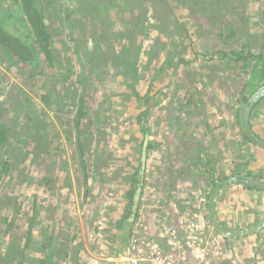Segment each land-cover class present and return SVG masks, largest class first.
Masks as SVG:
<instances>
[{
	"label": "rangeland",
	"instance_id": "1",
	"mask_svg": "<svg viewBox=\"0 0 264 264\" xmlns=\"http://www.w3.org/2000/svg\"><path fill=\"white\" fill-rule=\"evenodd\" d=\"M168 1V7H163L164 13H160L163 17L151 0L135 3L145 5L144 13L140 14L144 28L138 24L128 27L121 20L120 9L109 10L114 30L127 34L122 39L115 34L101 39L107 50L106 59L95 73L86 72L85 104L81 109V64L73 49L66 52L72 61L71 73L64 69V73H70L69 82L61 79V69L54 75L55 68L52 70L48 64L46 73L34 74L23 71V65L13 60L0 61V109L4 112L1 116L10 125L9 142L2 154L17 166L7 174L0 169V264H18L21 260L23 264H41L31 257H47L48 249L43 248V242L50 235L66 248L65 252L52 254L51 264H109V257L134 247L133 241L158 238L165 227H178L174 206L178 211L182 209L167 198V193L183 186L185 190L190 187L193 193L204 189L208 194L213 168L202 160L198 150L214 147L224 136L227 149L232 152L227 153L224 162L231 165L230 172H241L264 183V160L249 148L251 143L243 145L245 138L236 117L244 95H248L247 90L242 93L241 89L250 87L249 83L256 87L264 83V0H236L240 14L246 16L238 24L241 30L248 28L253 34L248 42L256 55L263 56L261 61L252 60L249 67L239 69L241 80L238 78L237 83L228 73L231 70L222 68L219 50L228 51L239 37L229 40L227 45L217 37L218 23L211 22L219 4H208L211 10L206 11L203 3L197 5L192 0ZM59 5L62 35L72 47L64 10L68 6L74 16L77 3L60 0ZM229 9L222 12L228 15ZM128 39L136 41V45L131 43L127 53L119 51ZM56 44L57 51H63L60 39L57 38ZM63 58L66 61L64 51ZM58 79H61L56 87L59 89L54 91ZM48 91L53 93L50 104L44 98ZM84 112L85 115L81 114ZM166 112L172 116L166 117ZM226 117L230 123H221ZM77 119L82 125L83 157L76 142ZM35 125L47 134V148L36 147V142L21 144L34 132ZM250 125L264 138V99L253 109ZM170 127L179 131L177 137L171 135ZM150 136L148 159L152 164L149 172L145 169L134 226L130 233H125L127 192L135 177L133 172L140 166L143 140ZM175 146H180V152H174ZM28 147L31 153L27 154ZM164 148H174L171 152L174 154L161 152ZM188 156L199 171L168 170L171 166L182 167V159ZM192 157L196 159L193 161ZM96 158L95 170L92 166ZM210 160L213 161V156ZM159 161L167 164L166 171L158 167ZM174 178L177 180L173 184ZM207 194L204 202L208 203V213L202 205L194 206L204 217L208 214L205 221L212 227ZM257 202V206L262 205V199ZM249 211H253L251 206ZM5 215L9 216L7 221ZM215 216L220 226L234 230L223 225L216 213ZM262 218L257 216L251 227L242 230L252 229ZM211 227V235L218 236L215 227ZM30 235L24 253H17L15 258L4 256L9 244L17 242L22 247ZM251 235L255 237L253 248L242 247L239 251L244 255V264H264L260 238ZM162 240L165 242L164 237ZM233 244L220 240L222 248L214 264H222L224 257H229ZM67 248L78 257L68 262L64 258ZM238 253L233 251L232 257ZM247 253L254 255L250 257ZM224 262L230 264L229 260Z\"/></svg>",
	"mask_w": 264,
	"mask_h": 264
},
{
	"label": "trees",
	"instance_id": "2",
	"mask_svg": "<svg viewBox=\"0 0 264 264\" xmlns=\"http://www.w3.org/2000/svg\"><path fill=\"white\" fill-rule=\"evenodd\" d=\"M59 1L60 0H0V61H3L4 58H6V61L13 60V62L19 63L21 64V66L23 65V67H21L23 71H30L34 74L46 73L47 64L52 68L58 66L61 69V79L69 82V80L72 81L70 79L72 61L71 58L68 57L66 52L70 48L73 49V52H76L81 64V109L82 105L85 104V101H83V93L87 87L85 85V74L88 70L92 73H95L98 70V67L101 66L103 60L106 59L107 50L102 47L101 39L106 35L114 34L118 35L122 39L127 34L120 29L118 31H115L116 29L114 30V22L110 19L111 17L109 15V10L116 7L117 9H120L121 20H123V22H126L128 27H130L131 24H138L141 25L142 28H144V20L141 21L140 14L141 12L144 13L143 7L145 5L136 6L135 3L138 0H75L77 3V9L75 10L74 16L71 15L72 12L69 11L68 6L66 10H64V12L66 13L67 21L66 27H68L71 31L70 36L72 42L74 43V45L70 47L62 35L63 30L60 26V23H62V20L60 21V19H62V9L59 5ZM151 2L156 6V10L159 15L161 12L164 13L162 8L168 7L169 3L168 0H151ZM192 2L197 5L203 3L202 8L206 11L211 10L208 7V4H214L216 2L219 4L220 7L218 11L214 13V20H212L211 23H218L217 37L223 44L228 43L231 39L233 40L234 38L239 37V41H236L237 43L232 41L234 43H232L233 45L228 49V51L219 50L224 62H222V68H224V70L229 68V70L231 71L228 73H231L233 82L237 83L239 81L238 78H240V68L244 69L245 67H249L252 60L261 61V59L263 58L262 55L255 54L252 45H250L248 42V38L253 36V34L249 31L248 28L241 30V27L238 24L239 19H241V21L243 22L246 19V16L242 17V14H240L239 6L237 5L236 0H209V2L207 3L206 0H192ZM142 9L143 11H141ZM225 9L230 10L228 15L222 12V10ZM127 14H129V16H127ZM160 16L163 17L162 14ZM57 38L60 39L62 49L66 55V61H63V51H57ZM128 41L129 42L125 43V45H123L121 50L119 51L127 53L132 48L131 43L133 45H136V41H134L133 39H128ZM80 45L83 50L80 49ZM262 47L264 48V44ZM115 56H117V54H115ZM64 69H66L70 73H64ZM54 75H56V73H54ZM61 79H58L56 85L54 86V91H58L59 88L57 89L56 87H59ZM263 84L261 83L260 86L256 87V85H251V83H249L248 85H250V87L245 86L244 88H242V93L247 90L246 94H248L244 95L242 101L246 102L248 96L259 89V87H261ZM49 90H51V88ZM47 94H44L43 96L47 95L44 98L47 103L50 104L53 93L52 91H48ZM263 99L264 97H262L256 104L259 105ZM1 114H4L2 109H0V169L2 174H7L10 169L14 168V166H17L15 162L6 159L2 154V150L9 142L10 125H8ZM81 114L85 115V112ZM236 117L237 122L241 125V106L238 109ZM79 118L81 119L82 115L79 116ZM80 119H77L76 121V142L81 152L82 146L84 144L81 139L82 125H80ZM46 139L47 134H44L42 132L41 127L35 125L34 132L30 133V135L26 139H24V142L22 141L21 144L23 145L24 143L26 145H29L33 142H36V147L44 145L45 148H47ZM248 141H250V139L245 136V142ZM145 144L146 139H144L142 143L143 149L141 160L139 163L140 166L135 172H133V175L135 177L133 178V183L130 186L129 191L127 192L129 200L127 202V213L125 215V218H127L125 219L124 224L125 233H130L132 231V228L134 226V219L139 213L138 209L141 198L139 202L136 203L135 197L137 195L139 187L142 188V195L144 186L145 174L144 168L142 167V157L144 150L147 149L145 147ZM26 153H31L29 147L28 150L26 149ZM81 155L83 157V151L81 152ZM142 170L143 173H141ZM224 178L225 176L221 177V180H223ZM211 184L212 185H210V190L212 191V189L216 185V180L211 181ZM211 191H209L208 193L209 196ZM167 195V198L173 199V202L179 205L181 209L187 207L188 203H185L183 199L181 200V197L179 198L178 194L173 195L171 194V192H169L167 193ZM163 196L164 193L162 197ZM135 207L136 211H134ZM168 209L171 213L172 209L170 208V205H168ZM4 217L5 221L9 219L8 215H5ZM170 233L171 229H167L166 227L161 233H159L158 239L162 242L166 249L172 246L171 242L169 243L171 236ZM257 235L260 238L259 240L261 245H263L264 250V228L260 229L257 232ZM163 237L165 238V242L162 240ZM30 238L31 235L30 237H28L22 247H18L17 242L9 244L8 251L4 253V256L6 257L8 254V257L12 256V258H15L17 253H24V249H26L29 245ZM238 238H240V236H237V239ZM62 245L63 244L61 241L58 242L57 239L50 235L48 241H46V243L43 242V248L48 249L47 257H30L33 261H39L41 264H51L52 254H54L55 252H65L66 248L63 249V247H61ZM67 252L65 255L68 254ZM72 256H74L75 258L78 257L76 253H74V255ZM223 263L225 262H222V264ZM18 264H23V261L21 260Z\"/></svg>",
	"mask_w": 264,
	"mask_h": 264
},
{
	"label": "crops",
	"instance_id": "3",
	"mask_svg": "<svg viewBox=\"0 0 264 264\" xmlns=\"http://www.w3.org/2000/svg\"><path fill=\"white\" fill-rule=\"evenodd\" d=\"M161 105H163V104H161ZM163 114L162 115L160 114V116L161 117L164 116ZM168 115H169V112H166V116H168ZM229 120L230 119H227V117L223 118L221 120V123H223V124L230 123ZM170 131H171L172 136L177 137L179 134V131L177 132L176 128L172 129L170 127ZM150 140H151V136L148 139V142L145 144V147L147 149H146L144 173H145V169H146V172L150 171L149 167L152 164L151 160L148 159V156L150 155V151H151V150H149L150 145H151ZM226 140H227V137L224 136V139L222 141L220 140L212 148V150L207 152V155H204L203 151H201V153L198 152V153H200L202 159H203V156L206 159L213 156V161L211 162L212 163L211 165L213 168L212 178L217 179V181H218V178L220 175L227 176V175H230V173H231L230 172L231 165L224 164V162L226 160L227 153L229 152V155H231V153H232V152H230V150L227 149ZM161 145H162V143H161ZM174 148H175V151H174L175 153L180 152V146H178V147L175 146ZM174 148H172V149L164 148L165 150H162V151L159 150V152L161 151L164 153H166V152L171 153V152H173ZM249 148L255 152V154L257 155L258 158L260 157V158H262V160H264V149L263 148L257 147L254 144L249 145ZM171 154H174V153H171ZM196 155H197V153H196ZM188 159H189V156H188ZM195 159L196 158L194 157V160ZM196 161L198 162V160H196ZM159 162H160V166L158 165V167L160 169L161 168L166 169L167 164L164 165V163L162 161H159ZM182 163H183V159H182ZM263 163H264V161H263ZM157 164H159V163L157 162ZM176 168H179V171L181 169L185 170L183 165H182V167H177V166H175L174 168L169 167L168 170H170V171L178 170ZM172 176L174 177V175H171L170 177H172ZM176 179L177 178H174L173 184H174ZM181 188L182 189L172 191L171 194H173V195L178 194L179 198L181 197V200L183 199L184 202L189 200L193 204L202 205L204 212L208 213V203L206 204L204 202V198L202 196V195L205 196V194H206L204 189H203V191L197 190V192L195 191L193 193V191L190 189V187H189V189H186V190L183 186ZM201 199H202V201H201ZM258 199H262V205L258 204V206H257V203H258L257 200ZM242 201L248 202L249 205L244 204ZM250 206H251L253 211H249ZM214 207H215V213L217 215V218L221 223H223V225H225L226 227H228L230 229L231 228L232 229H246V228L252 226V224L256 221L257 216L264 217V191H259L258 189L249 188V187H246V186L239 184V183H232V184L229 183L228 185L224 186L219 191V193L216 195ZM215 236H216V234H215ZM216 237H218L221 240V243H223V244L227 241H233L234 242L233 251H235L236 254L239 251L243 250L242 247H249L250 246L251 248H253V243L255 241V237H253L252 235L242 237V239L238 238L239 240L238 239H231V238L225 239L220 234ZM60 245H61V243H60ZM233 251L231 254H229L230 263L231 264H244V259H245L244 255H240V252H239L237 256L232 257ZM250 252L252 253V250ZM253 255L254 254L247 253V256L251 257ZM64 258H66L69 262V260H70L69 256H66ZM97 263H93V264H97Z\"/></svg>",
	"mask_w": 264,
	"mask_h": 264
},
{
	"label": "built area",
	"instance_id": "4",
	"mask_svg": "<svg viewBox=\"0 0 264 264\" xmlns=\"http://www.w3.org/2000/svg\"><path fill=\"white\" fill-rule=\"evenodd\" d=\"M174 211L178 227H166L171 229L169 243L172 246L166 249L156 237L133 241L134 247L109 257V264H212L220 241L211 235L210 225L201 210L188 203L181 211L174 206Z\"/></svg>",
	"mask_w": 264,
	"mask_h": 264
},
{
	"label": "water",
	"instance_id": "5",
	"mask_svg": "<svg viewBox=\"0 0 264 264\" xmlns=\"http://www.w3.org/2000/svg\"><path fill=\"white\" fill-rule=\"evenodd\" d=\"M264 97V84L257 89L255 92L252 93V95L250 96V98L246 101L243 102L241 105V124L242 127L245 130V133L248 135V137L254 141L255 143H257L258 145L264 147V139H262L260 136H258L252 129L251 125H250V113L252 111V109L255 107L256 103L262 98ZM145 159H146V149L144 150L143 153V157H142V161L143 163H145ZM145 167V165H143V168ZM141 173H143V170L141 171ZM232 182H241L244 183L246 185H250V186H255L258 187L260 189H264V183L257 181L255 178L250 177V176H246V175H233L230 176L222 181H220L217 186L215 187L210 199H209V215L210 218L212 220L213 226L215 227V229L217 231H219L220 233L224 234L225 236H229V237H237V236H244V235H248V234H254L257 233L260 229L264 228V219L261 220L255 227H253L252 229L249 230H228L223 228L222 226L219 225L215 213H214V201L216 198V195L219 193V191L226 186L229 183ZM141 190L142 188L139 187L137 195L135 197L136 203L139 202L140 200V196H141ZM137 207V205H136ZM136 207L135 210L136 211Z\"/></svg>",
	"mask_w": 264,
	"mask_h": 264
},
{
	"label": "flooded vegetation",
	"instance_id": "6",
	"mask_svg": "<svg viewBox=\"0 0 264 264\" xmlns=\"http://www.w3.org/2000/svg\"><path fill=\"white\" fill-rule=\"evenodd\" d=\"M11 62H13V61H11ZM13 63H16V62H13ZM50 68H51L52 70H53V68H55V69H54V70H55L54 73H57V72H58V69H60L58 66L53 67V68L50 67ZM46 70H47V68H46ZM47 71H48V70H47ZM89 73H90V71L88 70V74H89ZM91 73H92V72H91ZM259 88H260V87H259ZM251 95H252V93L248 96V99L250 98ZM248 99H247V100H248ZM242 103H243V101H241V105H242ZM241 105H240V106H241ZM257 106H258V105L256 104L254 108H256ZM254 108H253V109H254ZM253 109H252V111H253ZM252 111H251V113H252ZM251 113H250V116H251ZM171 116H172V115H171V112H170L169 117H171ZM166 117H167V116H166ZM240 121H241V119H240ZM172 122H173V120H172V118H171V123H172ZM238 124H239V123H238ZM239 126H240L241 130L243 131L244 138H245V136L248 137V135L245 133L244 128L242 127V124H241V125L239 124ZM255 133H256V132H255ZM256 134H257V133H256ZM238 135H239V133H238ZM257 135H258V134H257ZM258 136H260V135H258ZM207 137H208V139H209V138H210V134H207ZM260 137H261V136H260ZM248 138H249V137H248ZM261 138L264 139L263 137H261ZM145 139L147 140V141H146V143H147L149 138L146 137ZM249 139H250V138H249ZM248 143L254 144V145L257 146V147H261V148L264 149V147L258 145L257 143H255V142L252 141L251 139H250V141H248V142H245V139H244V141H243V145H247ZM212 148H213V147L206 146L205 149H203V150H202V149H199L198 151H200V153H201V151H203L204 155H207V152H209L210 150H212ZM78 152L81 153L80 150H79V148H78ZM98 154H99V153H98ZM203 159L206 160L210 165L212 164V163H211L212 161L210 160V158L206 159V158L203 156ZM203 159H202V160H203ZM193 160H194V158H193ZM97 162H98V159L96 158L95 161H94V166H92L93 169L95 168V170H96L95 165L97 164ZM183 162H184V163H182V165L184 166V169H185L184 171H187L186 168H191V170H192V169H195V170L199 171V169H198L199 167H198V166H193V163H190V162H189L188 157L185 158V159L183 160ZM143 165H145V163H143ZM143 165H142V167H143ZM107 167H111V168H112L113 165H109V166H107ZM171 167H172V166H171ZM115 168H116V167L114 166L113 169H115ZM167 168H168V167H166V169H167ZM173 168H174V167H173ZM166 169H165V171H166ZM178 169H179V168H178ZM85 170H88L87 167H85ZM233 175H244V174H242L241 172H237V173L235 172V173H231L230 175L225 176L224 179H226V178H228V177H230V176H233ZM246 176H249V175H246ZM222 177H223V176H222ZM250 177H251V176H250ZM172 178H173V176H172ZM224 179H223V180H224ZM176 180H177V179H176ZM214 180H216V185H215V187L217 186V184H218L220 181H222L221 178H220V180H219V178H218V181H217V179H212V181H214ZM232 183H239V184H242V185L246 186V184L241 183V182H232ZM208 185H209V187H210V185H212L211 182L208 183ZM215 187L212 189V191H211V193H210V196L206 193V194L208 195L209 199H210V197H211V195H212V193H213ZM246 187H253L254 189H260V188H258V187L250 186V185H247ZM263 190H264V189H263ZM64 191H65V190H64ZM202 196H203L204 201H205V197H206V195H205V196L202 195ZM127 198H128V196H127ZM127 198H126V209H127V202H128V200H129V198H128V199H127ZM140 198H141V196H140ZM209 199H208V200H209ZM201 200H202V199H201ZM59 202H60V201H59V198H58V204H59ZM175 205H176V204H175ZM126 209H125V210H126ZM205 218L208 219V214L205 215ZM210 223H211L212 227H214V226H213V223H212V220H210ZM210 227H211V226H210ZM212 227H211V228H212ZM234 230H235V231H238V230H242V229H234ZM247 230H248V229H247ZM217 234H220V235H222L224 238H227V239H229V238H231V239H237V237H234V236H232V237H234V238L229 237V236H225L224 234L220 233L219 231H218ZM254 234H257V233H254ZM248 235H251V234H248ZM248 235L240 236V238H241V237L248 236ZM219 241H220V239H219ZM67 246H68V245H67ZM221 248H222V246L220 245V249H221ZM64 249H65V248H64ZM220 249H219V250H220ZM223 249H224V247H223ZM67 251H68V252H67ZM67 251H66V252H67L68 254L65 255V257H66V256H69V257H70V260H71V258L74 257V256H72V255L70 254V248H67ZM216 255H217V254H216ZM216 255H215V257L212 259V264L216 263V258H217ZM40 257L42 258V256H38L37 258H40ZM70 260H69V261H70ZM227 260L230 261V258H229L228 256L224 257V259H223L222 262L227 261ZM230 264H231V263H230Z\"/></svg>",
	"mask_w": 264,
	"mask_h": 264
}]
</instances>
